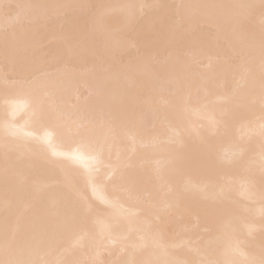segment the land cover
Here are the masks:
<instances>
[{"label": "bare ground", "instance_id": "bare-ground-1", "mask_svg": "<svg viewBox=\"0 0 264 264\" xmlns=\"http://www.w3.org/2000/svg\"><path fill=\"white\" fill-rule=\"evenodd\" d=\"M0 264H264V0H0Z\"/></svg>", "mask_w": 264, "mask_h": 264}]
</instances>
